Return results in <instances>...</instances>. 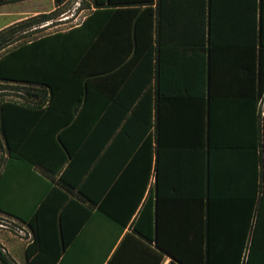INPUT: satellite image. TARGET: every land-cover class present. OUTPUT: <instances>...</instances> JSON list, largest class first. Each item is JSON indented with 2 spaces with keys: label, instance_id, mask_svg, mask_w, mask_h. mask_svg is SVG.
<instances>
[{
  "label": "trees",
  "instance_id": "1",
  "mask_svg": "<svg viewBox=\"0 0 264 264\" xmlns=\"http://www.w3.org/2000/svg\"><path fill=\"white\" fill-rule=\"evenodd\" d=\"M95 3L79 26L0 55V89L8 82L36 88L26 91L32 102L0 99V152L5 143L10 159L41 166L53 178L39 179L42 190L48 189L31 218L22 220L32 232L26 264H162L166 256L167 264H264V117L261 196L253 221L249 212L240 225L233 255L211 252L208 239H181L186 231L181 226L170 233L158 211L163 187L159 12L152 0L137 7ZM47 17L21 22L30 26ZM17 25L0 31V51L11 43L5 33ZM259 40L263 94L264 0ZM152 174L154 187L141 205ZM0 264H15L1 248Z\"/></svg>",
  "mask_w": 264,
  "mask_h": 264
},
{
  "label": "crops",
  "instance_id": "2",
  "mask_svg": "<svg viewBox=\"0 0 264 264\" xmlns=\"http://www.w3.org/2000/svg\"><path fill=\"white\" fill-rule=\"evenodd\" d=\"M69 1L72 3L66 8ZM113 1L117 7H137L144 0ZM152 1L159 12L163 66L160 222L173 235L177 227L185 228L181 239H208L211 252L215 249L216 254L226 258L233 255L232 244L239 241L240 225L245 224L249 212L250 222L253 221L254 204L261 196V0ZM6 4H0V17L10 18L0 23V31L15 24L19 15L31 20L44 14L48 17L31 27L51 29L67 25L54 32L68 31L82 24L96 8L95 0H28L27 10L10 15ZM0 163V175L20 167V161L9 158L5 143ZM25 165L30 176L28 184L19 185L16 193L23 201L14 197L12 204L0 190V215L31 232L22 220L31 218L48 189L45 186L39 199L27 202L25 198L36 192L31 182L53 178L41 166ZM154 183L152 174L141 205ZM135 215L110 255L130 231ZM112 234L115 236L118 231ZM169 261L166 256L162 264Z\"/></svg>",
  "mask_w": 264,
  "mask_h": 264
},
{
  "label": "rangeland",
  "instance_id": "3",
  "mask_svg": "<svg viewBox=\"0 0 264 264\" xmlns=\"http://www.w3.org/2000/svg\"><path fill=\"white\" fill-rule=\"evenodd\" d=\"M71 1H69L66 5V8L70 7ZM28 8V0H17L14 2H9L5 5V10L8 12V14L12 15L14 12H22L23 10H27ZM1 10L3 7L0 8ZM26 16L19 15L15 17L13 23H15L17 26L13 29L12 32L5 33V37H8L11 40V43L8 44L3 50L0 51V55L5 53L6 51L18 46L19 44L23 42H28L32 39L38 38L42 35L49 34L51 32H54L56 30H61L64 28H67V25H64L63 27L58 28H48V27H38L37 29H34V27H31V25L27 26V23L18 22L20 20H24ZM10 17L4 16L0 17V23H4L9 20ZM12 23V24H13ZM21 23V24H20ZM27 89L35 90L36 88L30 87L28 85L22 84V83H15V82H8L3 83L2 88L0 89V99H8V100H18L21 102H26L27 100L32 102L34 99H29L27 97L26 91ZM4 154V153H3ZM3 154L1 156H3ZM4 159L1 158V163ZM0 163V164H1ZM2 166H0V169ZM11 169L7 175L4 176L0 183V190L1 192L7 196V200L12 202L14 197L22 202L23 198L20 197V194H16L17 191L21 188H19V185L26 186L28 184L29 174L28 170L26 169V165L24 162H20L19 168H13ZM31 185L34 187V190L36 191L33 196H31L29 199L25 198V201H34L37 199L38 195L40 194L42 190V184L39 182V180L34 179L33 182H31ZM17 188V189H16ZM21 192V191H20ZM22 196L23 193L21 192ZM8 197L10 199H8ZM31 239V232L27 227H24L21 223L12 220L11 218L0 215V246L5 250V253L9 256V258L13 261L15 264H26L25 260V247L27 243Z\"/></svg>",
  "mask_w": 264,
  "mask_h": 264
},
{
  "label": "built area",
  "instance_id": "4",
  "mask_svg": "<svg viewBox=\"0 0 264 264\" xmlns=\"http://www.w3.org/2000/svg\"><path fill=\"white\" fill-rule=\"evenodd\" d=\"M1 249H2V251H4L5 252V250L1 247Z\"/></svg>",
  "mask_w": 264,
  "mask_h": 264
}]
</instances>
